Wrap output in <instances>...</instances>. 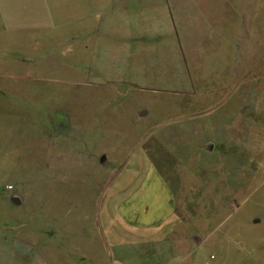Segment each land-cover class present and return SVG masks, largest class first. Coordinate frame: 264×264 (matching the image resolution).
I'll use <instances>...</instances> for the list:
<instances>
[{
    "label": "rangeland",
    "instance_id": "374dc122",
    "mask_svg": "<svg viewBox=\"0 0 264 264\" xmlns=\"http://www.w3.org/2000/svg\"><path fill=\"white\" fill-rule=\"evenodd\" d=\"M40 239L264 264V0H0V264Z\"/></svg>",
    "mask_w": 264,
    "mask_h": 264
},
{
    "label": "crops",
    "instance_id": "0c3cea01",
    "mask_svg": "<svg viewBox=\"0 0 264 264\" xmlns=\"http://www.w3.org/2000/svg\"><path fill=\"white\" fill-rule=\"evenodd\" d=\"M22 31L26 32V31H28V29L25 28V30H22ZM9 32L16 34V33H19L20 31H16V30L11 31L10 30ZM83 33H84L83 35L85 37V39H84V53H86L87 51H90V49H91V45H90L91 41H89L91 39L90 36L92 34L91 26L90 25H88V26L83 25ZM117 59H118V57H117ZM144 217H145V219L143 217H141V219H143L144 223L146 221H147V223H149V222H151L154 219L152 215H149L150 218H146L147 216H144ZM39 241H40V244L37 245L36 249L31 244V247L34 248V250H35V257L34 258H30V259H28V258L12 259L10 261V263L11 264H44L45 263L44 256H43L44 255V244L42 243V239H40ZM47 263L50 264V262H47ZM117 264H122V263L117 261Z\"/></svg>",
    "mask_w": 264,
    "mask_h": 264
},
{
    "label": "water",
    "instance_id": "95a60500",
    "mask_svg": "<svg viewBox=\"0 0 264 264\" xmlns=\"http://www.w3.org/2000/svg\"><path fill=\"white\" fill-rule=\"evenodd\" d=\"M106 158L103 156L101 159H100V163L103 164L105 162Z\"/></svg>",
    "mask_w": 264,
    "mask_h": 264
},
{
    "label": "built area",
    "instance_id": "2783aa9c",
    "mask_svg": "<svg viewBox=\"0 0 264 264\" xmlns=\"http://www.w3.org/2000/svg\"><path fill=\"white\" fill-rule=\"evenodd\" d=\"M7 190L10 191V192L13 191V187L12 186H8Z\"/></svg>",
    "mask_w": 264,
    "mask_h": 264
}]
</instances>
